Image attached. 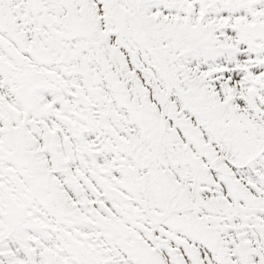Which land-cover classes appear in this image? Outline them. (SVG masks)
I'll return each mask as SVG.
<instances>
[{"label": "snow or ice", "instance_id": "6c2138e0", "mask_svg": "<svg viewBox=\"0 0 264 264\" xmlns=\"http://www.w3.org/2000/svg\"><path fill=\"white\" fill-rule=\"evenodd\" d=\"M0 264H264V0H0Z\"/></svg>", "mask_w": 264, "mask_h": 264}]
</instances>
